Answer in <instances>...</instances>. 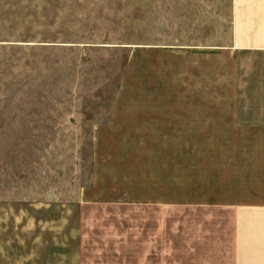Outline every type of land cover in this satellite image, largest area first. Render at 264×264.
<instances>
[{
	"label": "crops",
	"instance_id": "1",
	"mask_svg": "<svg viewBox=\"0 0 264 264\" xmlns=\"http://www.w3.org/2000/svg\"><path fill=\"white\" fill-rule=\"evenodd\" d=\"M228 6L219 44L141 45L140 92L92 125L79 207H154L157 220L135 231L81 215L32 264H264V0Z\"/></svg>",
	"mask_w": 264,
	"mask_h": 264
},
{
	"label": "rangeland",
	"instance_id": "2",
	"mask_svg": "<svg viewBox=\"0 0 264 264\" xmlns=\"http://www.w3.org/2000/svg\"><path fill=\"white\" fill-rule=\"evenodd\" d=\"M228 7V0H0V264L50 258L52 238L75 235L81 215L131 222L135 231L157 220L154 207H79L90 183L92 125L125 92H140L142 49L148 54L141 45L219 44ZM217 258L207 264H227Z\"/></svg>",
	"mask_w": 264,
	"mask_h": 264
}]
</instances>
